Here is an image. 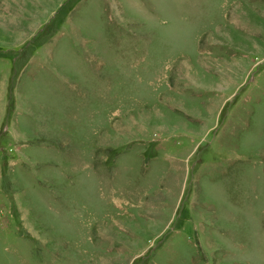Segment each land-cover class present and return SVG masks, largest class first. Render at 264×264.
<instances>
[{
	"label": "rangeland",
	"instance_id": "1",
	"mask_svg": "<svg viewBox=\"0 0 264 264\" xmlns=\"http://www.w3.org/2000/svg\"><path fill=\"white\" fill-rule=\"evenodd\" d=\"M0 264H264V0H0Z\"/></svg>",
	"mask_w": 264,
	"mask_h": 264
}]
</instances>
